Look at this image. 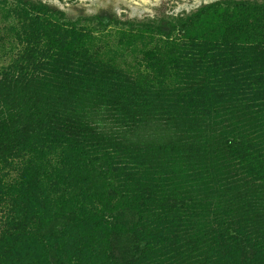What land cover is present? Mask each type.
I'll return each instance as SVG.
<instances>
[{
  "label": "trees",
  "instance_id": "trees-1",
  "mask_svg": "<svg viewBox=\"0 0 264 264\" xmlns=\"http://www.w3.org/2000/svg\"><path fill=\"white\" fill-rule=\"evenodd\" d=\"M225 7L219 38L172 56L171 90L96 62L62 12L22 2L0 167H25L0 176V264H264V3Z\"/></svg>",
  "mask_w": 264,
  "mask_h": 264
},
{
  "label": "rangeland",
  "instance_id": "rangeland-1",
  "mask_svg": "<svg viewBox=\"0 0 264 264\" xmlns=\"http://www.w3.org/2000/svg\"><path fill=\"white\" fill-rule=\"evenodd\" d=\"M23 1L40 2L62 12L66 22L76 24L87 52L96 62L125 73L142 88L171 90L183 88L173 76L172 56H180L191 42L209 32L219 38L223 20L231 13L225 7L226 2L264 3V0H211L191 12L181 10L179 14L170 15L185 0H161L158 6L151 0H61L64 10L44 0H0V70L20 63L22 46L18 36L22 20L19 12ZM218 3L220 7L213 9ZM201 9L204 11L198 13ZM96 16H107L111 23L99 26L94 19ZM162 20L174 25L169 37L155 29ZM150 57L162 63L160 71L153 68ZM24 167L22 160L1 166L0 176L10 183L19 177ZM6 214V207L0 205V236Z\"/></svg>",
  "mask_w": 264,
  "mask_h": 264
},
{
  "label": "clouds",
  "instance_id": "clouds-1",
  "mask_svg": "<svg viewBox=\"0 0 264 264\" xmlns=\"http://www.w3.org/2000/svg\"><path fill=\"white\" fill-rule=\"evenodd\" d=\"M44 2L56 5L61 10H64V7H65V5L61 3V0H44ZM151 2L158 6L161 0H151ZM210 2L211 0H191V3H188V0H185L184 4L180 5L173 12H170L169 14L170 15L179 14L181 10L191 12L192 10L198 8L201 5V3L206 4Z\"/></svg>",
  "mask_w": 264,
  "mask_h": 264
}]
</instances>
